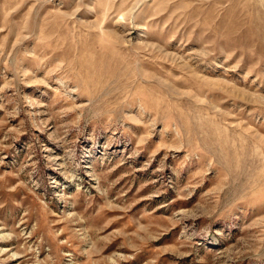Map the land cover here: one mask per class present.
I'll return each instance as SVG.
<instances>
[{"label":"rangeland","instance_id":"1","mask_svg":"<svg viewBox=\"0 0 264 264\" xmlns=\"http://www.w3.org/2000/svg\"><path fill=\"white\" fill-rule=\"evenodd\" d=\"M0 264H264V0H0Z\"/></svg>","mask_w":264,"mask_h":264}]
</instances>
